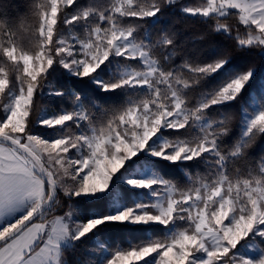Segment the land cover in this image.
<instances>
[{
    "label": "snow or ice",
    "instance_id": "1",
    "mask_svg": "<svg viewBox=\"0 0 264 264\" xmlns=\"http://www.w3.org/2000/svg\"><path fill=\"white\" fill-rule=\"evenodd\" d=\"M0 264H264V0H0Z\"/></svg>",
    "mask_w": 264,
    "mask_h": 264
},
{
    "label": "trees",
    "instance_id": "2",
    "mask_svg": "<svg viewBox=\"0 0 264 264\" xmlns=\"http://www.w3.org/2000/svg\"><path fill=\"white\" fill-rule=\"evenodd\" d=\"M3 3L7 5L9 15L14 16L18 10L23 9L24 0H3Z\"/></svg>",
    "mask_w": 264,
    "mask_h": 264
}]
</instances>
